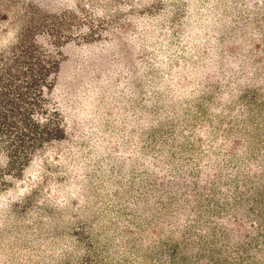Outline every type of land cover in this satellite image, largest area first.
Returning <instances> with one entry per match:
<instances>
[{"label": "rangeland", "instance_id": "obj_1", "mask_svg": "<svg viewBox=\"0 0 264 264\" xmlns=\"http://www.w3.org/2000/svg\"><path fill=\"white\" fill-rule=\"evenodd\" d=\"M0 264H264V0H0Z\"/></svg>", "mask_w": 264, "mask_h": 264}, {"label": "trees", "instance_id": "obj_2", "mask_svg": "<svg viewBox=\"0 0 264 264\" xmlns=\"http://www.w3.org/2000/svg\"><path fill=\"white\" fill-rule=\"evenodd\" d=\"M31 80H32V81H31ZM34 80H35L34 77L29 76L27 83H28V82H32V83H33Z\"/></svg>", "mask_w": 264, "mask_h": 264}]
</instances>
